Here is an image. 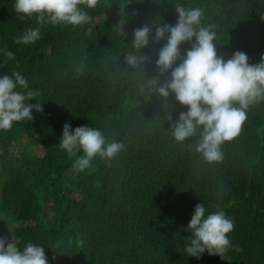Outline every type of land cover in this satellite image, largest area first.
Masks as SVG:
<instances>
[{"label":"trees","instance_id":"trees-1","mask_svg":"<svg viewBox=\"0 0 264 264\" xmlns=\"http://www.w3.org/2000/svg\"><path fill=\"white\" fill-rule=\"evenodd\" d=\"M178 3L203 9L202 25H215L218 56L241 51L250 64L260 62L264 0H99L84 9L91 22L83 26L20 20L15 0H0V76L19 72L27 90L39 93L28 103L42 108L0 130V214L7 216L0 237L21 251L42 246L48 264H264V100L249 106L240 134L221 145L220 162L196 152L198 135L174 141L170 123L188 109L174 93L157 91L172 69L159 73L167 34L159 42L154 35L157 25H175ZM146 25L153 27L149 42L136 50L133 31ZM28 28H39L40 39L14 43ZM194 41L179 45L181 56ZM130 53L146 59L133 67L125 61ZM65 123L98 128L124 148L77 171L83 153L69 156L59 146ZM201 202L205 215L222 210L233 220L224 259L185 252ZM16 219L20 225L7 234L2 223Z\"/></svg>","mask_w":264,"mask_h":264},{"label":"clouds","instance_id":"clouds-1","mask_svg":"<svg viewBox=\"0 0 264 264\" xmlns=\"http://www.w3.org/2000/svg\"><path fill=\"white\" fill-rule=\"evenodd\" d=\"M98 3L99 0H15L13 7L20 20L34 16L37 24L83 26L91 22L84 9H95ZM175 11L177 21L174 26H155L154 41L159 42L167 34V43L159 50L156 66L161 75L172 69L170 78L159 85L157 91L163 97L174 93L179 104L188 109L170 123L174 141L182 144L198 135L196 152L209 163L220 162L224 155L221 145L240 134L249 106L264 100V55L256 64H250L247 54L241 51L225 60L217 55L213 43L215 25L203 26L201 23L203 9L178 3ZM152 31L153 27L149 25L134 29L132 48H144ZM193 38L195 41L190 50L181 56L179 45ZM38 39L40 29L28 28L13 42L32 44ZM5 55L8 59L15 58L11 51H6ZM145 59L143 55L131 53L125 57L126 63L133 67ZM178 60L179 64L173 68ZM18 89H28L27 80L19 72L0 76V130L11 129L13 122L31 120L33 108L42 111L40 104L28 103L38 92ZM70 129L71 125L65 123L59 146L69 156L83 153L73 163L77 171L87 170L97 156L111 161L124 148L122 142H108L98 128L78 126ZM205 211L202 202L195 205L186 229L190 232V243L185 252L196 259L205 252L224 259L231 247L228 234L234 229L233 220L222 210L208 215ZM236 250L240 251L239 248ZM0 264H48V259L42 246L28 243L21 251L15 241L0 237Z\"/></svg>","mask_w":264,"mask_h":264},{"label":"rangeland","instance_id":"rangeland-1","mask_svg":"<svg viewBox=\"0 0 264 264\" xmlns=\"http://www.w3.org/2000/svg\"><path fill=\"white\" fill-rule=\"evenodd\" d=\"M34 151L37 152V151H40V149L37 147H34ZM3 216L4 218L7 217L6 215H3ZM3 216L0 214V221H1V217ZM11 221L13 220L6 221V223H2V227H3V230L6 231L7 234H10L13 236L15 230L20 225V221H18L17 219L15 222H11ZM11 238L13 239V237Z\"/></svg>","mask_w":264,"mask_h":264}]
</instances>
